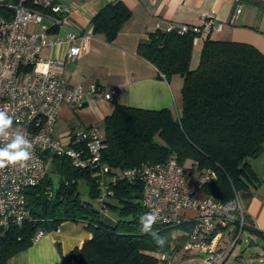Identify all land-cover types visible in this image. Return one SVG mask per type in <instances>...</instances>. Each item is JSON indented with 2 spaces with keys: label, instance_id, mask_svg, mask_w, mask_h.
Here are the masks:
<instances>
[{
  "label": "trees",
  "instance_id": "1",
  "mask_svg": "<svg viewBox=\"0 0 264 264\" xmlns=\"http://www.w3.org/2000/svg\"><path fill=\"white\" fill-rule=\"evenodd\" d=\"M235 1L264 13V0ZM9 13V6L0 5L1 15ZM130 19L131 12L121 1L107 2L91 20L92 34L112 43ZM163 29L141 40L137 55L164 79L182 78L180 109L175 113L116 104L103 121L101 161L108 167L106 177H99L91 166L74 168L68 157L54 156L51 171L58 184L53 187L48 172L41 183L27 189L31 220L0 236V264L26 249L38 230L54 231L64 222L83 223L90 234L70 254L79 264H159L161 255L179 252L192 222L154 224L153 230L166 240L163 247L157 246L140 230L142 186L111 179L126 169L164 163L176 155L190 179L193 171L198 175L203 169L215 171L216 179L205 184L203 192L221 202L260 181L250 160L264 152V54L252 45L208 35L201 40L198 65L191 69L196 33ZM80 182L88 188V200L80 195ZM110 210L117 212L116 220L107 218ZM176 231L182 234L175 235ZM252 231L264 237V232Z\"/></svg>",
  "mask_w": 264,
  "mask_h": 264
},
{
  "label": "built area",
  "instance_id": "2",
  "mask_svg": "<svg viewBox=\"0 0 264 264\" xmlns=\"http://www.w3.org/2000/svg\"><path fill=\"white\" fill-rule=\"evenodd\" d=\"M9 10L6 16L0 14V110L12 115L13 129L33 143V155L24 166L15 164L0 170V236L11 226L31 220L26 191L46 178L54 156L68 157L74 168L91 166L99 177L108 176V167L101 161L104 144L98 127L69 131L61 137L55 131L63 106L79 109L86 95L108 101L117 97L116 92H107L97 83L69 82L64 67L87 51L93 34L67 26L71 12L67 4L62 0H19ZM163 28L179 33L192 29L196 44L220 33L222 24L210 12L199 25L169 23ZM62 45L67 46L62 55H43L45 49ZM81 144L84 149L75 148ZM111 179L140 184L143 214L158 213L157 223L176 226L191 221L192 228L181 249L207 255L206 264H228L242 232L256 230L238 193L226 202L204 194V185L216 179L214 170L203 169L196 179H190L176 155H170L164 163L123 170ZM98 203H103L102 198ZM188 211L193 212L190 218L186 216ZM103 212H107L105 206ZM44 234L38 230L33 239ZM173 256L161 255L159 264H171Z\"/></svg>",
  "mask_w": 264,
  "mask_h": 264
},
{
  "label": "crops",
  "instance_id": "3",
  "mask_svg": "<svg viewBox=\"0 0 264 264\" xmlns=\"http://www.w3.org/2000/svg\"><path fill=\"white\" fill-rule=\"evenodd\" d=\"M71 8L66 22L73 30L92 33L93 16L110 1L118 0H62ZM131 12V19L124 25L112 43H107L103 35H92L87 51L74 63L64 67L71 84L97 83L107 92H116L113 101L84 97L81 108L73 110L63 106L56 124L55 134L64 136L69 131L96 126L103 131V121L110 116L116 104L145 110L170 109L175 113L181 106V88L183 80L174 75L164 79L158 70L148 61L137 55V46L148 34L169 23L199 25L204 17L214 12L218 22L227 21L228 17L221 11L235 0H119ZM13 0H0V5H13ZM255 9V18L244 17L226 27L212 38L246 43L254 46L264 54V13ZM63 32H60L62 35ZM199 51L192 52L190 68L197 67L202 41L194 44ZM67 46L58 49H45L44 56L62 55ZM264 162V152L258 157ZM260 169V168H259ZM254 172L255 169H253ZM261 171V169H260ZM257 175V173H256ZM198 173L193 171L191 179ZM256 185L248 190L238 192L249 222L256 230L264 232V174L258 176ZM189 218L192 211L186 212ZM252 231V230H251ZM175 235L182 234L180 231ZM90 238L83 223L64 222L57 230L45 232L32 239L24 250L11 256L4 264H79L70 258V254ZM186 257V256H185ZM171 263L173 261H170ZM205 263L204 259L202 261ZM206 264V263H205Z\"/></svg>",
  "mask_w": 264,
  "mask_h": 264
},
{
  "label": "rangeland",
  "instance_id": "4",
  "mask_svg": "<svg viewBox=\"0 0 264 264\" xmlns=\"http://www.w3.org/2000/svg\"><path fill=\"white\" fill-rule=\"evenodd\" d=\"M229 7H225L221 13L224 11V14L228 10L225 16L228 17L227 21L220 22L222 26L226 27L228 23H232V19L235 18L234 22L236 23L238 20L240 21L244 17H250L251 20L255 18V9L253 6L242 4L239 6L236 2H229ZM238 10V12H237ZM217 34V33H215ZM200 46H196L193 48V52L196 53L199 51ZM61 137V136H60ZM261 158H254L250 160V166L252 169H255V174L258 176L264 174V162L260 160ZM261 171H260V169ZM52 169H49V177L53 182V187L55 188L58 184L57 175L53 174ZM79 192L84 200H88V188L86 184L83 182L79 183ZM107 218H111L112 220H116L118 218L117 212L110 210ZM253 241L254 245L249 246L250 242ZM186 256V257H185ZM203 259H208V256L205 254H197L192 252H186L184 250H179L173 258L171 264H205L203 263ZM228 264H264V237L261 235L255 234L250 229H245L241 236L240 241L236 244L232 253L228 258Z\"/></svg>",
  "mask_w": 264,
  "mask_h": 264
},
{
  "label": "clouds",
  "instance_id": "5",
  "mask_svg": "<svg viewBox=\"0 0 264 264\" xmlns=\"http://www.w3.org/2000/svg\"><path fill=\"white\" fill-rule=\"evenodd\" d=\"M13 116L0 110V170L9 165L24 164L32 158L33 143L20 131L13 129ZM160 219L158 213L148 212L139 217L141 231L152 237L159 247L166 244L164 237L153 230Z\"/></svg>",
  "mask_w": 264,
  "mask_h": 264
},
{
  "label": "water",
  "instance_id": "6",
  "mask_svg": "<svg viewBox=\"0 0 264 264\" xmlns=\"http://www.w3.org/2000/svg\"><path fill=\"white\" fill-rule=\"evenodd\" d=\"M254 245V242L253 241H251L250 242V244H249V246H253Z\"/></svg>",
  "mask_w": 264,
  "mask_h": 264
}]
</instances>
